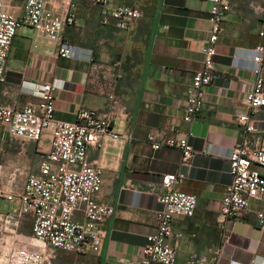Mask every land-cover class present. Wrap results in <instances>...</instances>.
<instances>
[{
  "label": "crops",
  "instance_id": "obj_1",
  "mask_svg": "<svg viewBox=\"0 0 264 264\" xmlns=\"http://www.w3.org/2000/svg\"><path fill=\"white\" fill-rule=\"evenodd\" d=\"M69 1L48 0V4L64 15ZM24 3L2 2L14 15L21 14ZM76 3L78 23L62 33L63 41L73 48L72 56L60 57V42L23 27L8 57L7 81L0 83V105L14 107L39 101L24 82L57 84V120L73 122L79 112L94 110L98 115L111 114L113 131L129 136L107 138L103 147L88 150V161L103 178L96 199L114 208L102 226L105 236L100 250H57L55 264H140L161 208L162 177L180 173L184 178L176 189L196 195L198 203L193 217L178 216L173 221L174 234L183 235L170 240L178 244L175 264H264V228L258 217L264 212V198L251 200L249 208L227 224L228 240L220 218L221 202L231 183L229 156L240 138L237 117L247 111L244 98L256 79L251 59L262 43L264 0H229L230 11L217 43L215 78L202 111L190 124L184 120L188 90L193 74L203 65L211 3L110 0V8L124 5L142 13L127 30L120 29L112 17L105 23L103 6L85 0ZM257 126L259 132L248 138L251 148L264 138V108L257 114ZM190 132L195 155L189 167L182 165L180 148L154 150L149 141L151 135L158 141H179ZM49 151L48 134L41 142L4 134L0 140L3 181L13 186L18 181L21 189L29 174L39 172ZM31 227L28 217L20 229L25 240L31 237Z\"/></svg>",
  "mask_w": 264,
  "mask_h": 264
},
{
  "label": "built area",
  "instance_id": "obj_2",
  "mask_svg": "<svg viewBox=\"0 0 264 264\" xmlns=\"http://www.w3.org/2000/svg\"><path fill=\"white\" fill-rule=\"evenodd\" d=\"M103 6L104 22L112 17L122 30L130 29L142 13L136 8L118 5L110 8V0H85ZM211 3V31L203 48V65L196 71L188 90L184 120L190 124L202 111L207 88L215 78L217 43L223 23L230 11L229 0H202ZM0 0V83L7 81V61L14 38L23 27L44 34L51 42H60L59 55L70 58L73 48L63 41L62 33L68 26L78 23L77 3L71 0L63 15L49 7L48 0H25L20 15L7 12ZM262 43L252 53L254 86L244 103L247 111L237 117L240 138L229 156L231 183L227 186L220 208L225 239L230 228L227 224L246 211L251 200L264 198V138L251 148L249 136L259 132L257 114L264 108V20L259 32ZM30 87L37 104L22 107L0 105V140L8 133L17 139L41 142L50 136V151L41 163L38 173L29 174L21 189L5 183L0 166V198L13 203L18 201L17 212L0 213V264H53L57 250L63 252H89L100 250L105 232L104 222L114 214L110 204L100 203L96 195L101 191V170L88 161L90 147H103L107 138H129L113 131L111 114L98 115L94 110L79 112L73 122L57 120L55 113L56 91L54 83L35 84ZM188 136L179 141H158L149 137L154 150L162 146L178 147L183 152L182 165L191 166L195 155ZM184 174H166L162 177V192L158 195L161 208L155 214V231L147 236L140 264H175L178 244L170 240L175 236L173 221L178 216L193 217L198 198L176 189ZM12 180V179H10ZM31 218L32 234L21 240L20 229L26 218ZM264 228V212L258 214Z\"/></svg>",
  "mask_w": 264,
  "mask_h": 264
},
{
  "label": "rangeland",
  "instance_id": "obj_3",
  "mask_svg": "<svg viewBox=\"0 0 264 264\" xmlns=\"http://www.w3.org/2000/svg\"><path fill=\"white\" fill-rule=\"evenodd\" d=\"M15 185H16L15 186L16 188H17V186H18V188H20L18 181L15 183ZM13 203H15V204H13ZM13 203L7 202L3 198H0V211H3V212H11V211L17 212L18 209H19L18 201L13 202ZM15 205H16V207H15ZM21 235H20L19 239L25 240V238L23 236H21ZM55 256H56V254H55ZM53 264H55V261L54 260H53Z\"/></svg>",
  "mask_w": 264,
  "mask_h": 264
}]
</instances>
